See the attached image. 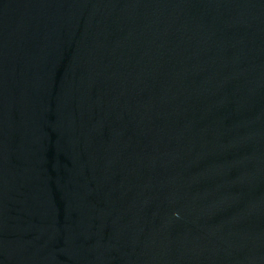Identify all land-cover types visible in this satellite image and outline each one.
<instances>
[{
	"label": "water",
	"instance_id": "1",
	"mask_svg": "<svg viewBox=\"0 0 264 264\" xmlns=\"http://www.w3.org/2000/svg\"><path fill=\"white\" fill-rule=\"evenodd\" d=\"M0 264H264V0H0Z\"/></svg>",
	"mask_w": 264,
	"mask_h": 264
}]
</instances>
